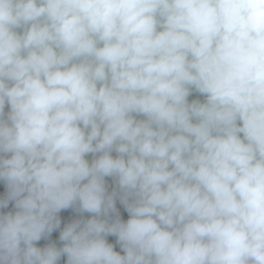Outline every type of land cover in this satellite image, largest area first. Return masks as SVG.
Listing matches in <instances>:
<instances>
[{"label": "clouds", "instance_id": "1", "mask_svg": "<svg viewBox=\"0 0 264 264\" xmlns=\"http://www.w3.org/2000/svg\"><path fill=\"white\" fill-rule=\"evenodd\" d=\"M0 182V264H264V0H0Z\"/></svg>", "mask_w": 264, "mask_h": 264}, {"label": "water", "instance_id": "2", "mask_svg": "<svg viewBox=\"0 0 264 264\" xmlns=\"http://www.w3.org/2000/svg\"><path fill=\"white\" fill-rule=\"evenodd\" d=\"M5 194H6V188L3 185V182H0V197L4 196ZM12 210H13V204L10 203L9 204V207L7 209H3V210H0V211L8 212V211H12ZM117 211H118V213L120 215V218L123 221H127V219L129 218V214L127 213V211L125 210V208H119V207H117ZM88 215L89 214L85 213L84 214V217L87 218ZM60 216H61V220H62L61 228H63L64 224H66L68 222H71V220L80 218L78 216V214L74 210H72V209L63 211L62 213H60ZM114 239L116 240L115 237H114Z\"/></svg>", "mask_w": 264, "mask_h": 264}, {"label": "trees", "instance_id": "3", "mask_svg": "<svg viewBox=\"0 0 264 264\" xmlns=\"http://www.w3.org/2000/svg\"><path fill=\"white\" fill-rule=\"evenodd\" d=\"M196 98H199V99L203 100V97L202 96H199L198 93H193V95L189 97L190 100L196 99ZM58 237H59V230L53 232L52 236L49 237L47 240H41L40 242H38V246L43 247V246H45L48 243H56L57 246H60V242H59ZM107 239L109 241H111V240L114 239V237L109 236ZM59 264H65L64 258H62L60 260Z\"/></svg>", "mask_w": 264, "mask_h": 264}, {"label": "built area", "instance_id": "4", "mask_svg": "<svg viewBox=\"0 0 264 264\" xmlns=\"http://www.w3.org/2000/svg\"><path fill=\"white\" fill-rule=\"evenodd\" d=\"M5 111H6V112L8 111L7 106H6V108H5ZM113 155H115V153H113ZM92 158H93V157H92L91 154H89V156L87 157V159H88L89 161H91ZM106 184H107V188H108V191H109V192L113 191L114 188L116 187L115 182H114V180H113L112 178H106ZM116 207L124 208V206L120 203V201H119L118 199H117V201H116ZM109 242H110V243H113V244L115 245V250H117V251H121L119 245L116 244V240H115V239H113V240H111V241H109ZM121 254H123L122 251H121ZM65 260H66V258H64V261H65Z\"/></svg>", "mask_w": 264, "mask_h": 264}]
</instances>
